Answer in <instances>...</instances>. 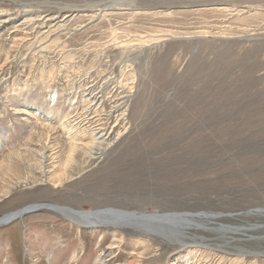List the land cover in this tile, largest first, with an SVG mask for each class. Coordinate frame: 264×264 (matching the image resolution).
Listing matches in <instances>:
<instances>
[{
    "label": "rangeland",
    "instance_id": "374dc122",
    "mask_svg": "<svg viewBox=\"0 0 264 264\" xmlns=\"http://www.w3.org/2000/svg\"><path fill=\"white\" fill-rule=\"evenodd\" d=\"M51 106L52 121L18 113ZM64 119L110 146L71 164ZM35 204L200 212L233 230L179 243ZM257 209L264 0H0V218L19 213L0 225V264H264Z\"/></svg>",
    "mask_w": 264,
    "mask_h": 264
},
{
    "label": "bare ground",
    "instance_id": "6f19581e",
    "mask_svg": "<svg viewBox=\"0 0 264 264\" xmlns=\"http://www.w3.org/2000/svg\"><path fill=\"white\" fill-rule=\"evenodd\" d=\"M57 95V93L55 94ZM58 96V95H57ZM57 102V98L53 97V105ZM18 113L26 114L29 116H43L47 121H52L55 117L56 107L51 106L45 114L42 113L40 109L28 110L25 108H19ZM66 115H64L65 117ZM79 123V122H78ZM63 128L66 130L67 136L70 140V155L68 158L69 162H72L75 159V154L84 153L88 159L89 158H98L109 146L110 142H106L103 135L99 133V131H94L88 128H82L75 126V124L70 123L67 119L62 121ZM86 126V125H85ZM89 135V136H87ZM87 137H90V140L86 142ZM85 140V141H84ZM69 143V144H70ZM40 155V163L42 167L45 165V161L47 159V155L45 152L39 153ZM77 158V157H76ZM68 162V163H69ZM70 163L67 165L69 166ZM68 168V167H67ZM71 168V166H70ZM42 175H46L45 169L42 171ZM40 206H44L42 204H35L33 207L39 208ZM44 207L58 211L59 213L65 215L72 223L77 224L78 226L87 227L90 230L95 229V227H110V226H133L137 229H140L142 232L157 234L165 237L170 241H176L180 243V239L182 236H188L190 231L196 229V227L201 226L206 230L211 228L214 229H222V231L233 230L230 229L227 225H216V224H208L205 218H210L216 216L215 214H200V213H188L185 212L182 214L166 215L165 218L161 219L158 217H153L150 219L146 218L141 219L143 214H134V212L115 209V208H106L104 210L99 211H90L84 212L81 210L71 209L65 206H57V205H45ZM32 208V206H29ZM19 213H14L7 215L3 218H0V225L7 223L10 219H16ZM174 215V216H173ZM148 217L149 215H145ZM149 218V217H148ZM160 219V220H159ZM212 220V218H211ZM11 221V220H10ZM215 222L216 221H212ZM123 223V225L121 224ZM191 252V251H189ZM192 252L194 250L192 249ZM106 262V260H105ZM104 261L101 264H105Z\"/></svg>",
    "mask_w": 264,
    "mask_h": 264
},
{
    "label": "water",
    "instance_id": "95a60500",
    "mask_svg": "<svg viewBox=\"0 0 264 264\" xmlns=\"http://www.w3.org/2000/svg\"><path fill=\"white\" fill-rule=\"evenodd\" d=\"M106 209V208H105ZM100 210H104V209H100ZM260 211V210H263L264 211V209H257L256 211ZM96 211H99V210H96ZM84 212H90V211H84ZM131 212H134V211H131ZM139 213H141V214H143V216L141 217V219H144L145 221H146V218L147 219H150V218H155V217H158V218H161V219H163V218H165V216L168 214H170V215H172L173 213H174V215L177 213V214H182V215H184L185 214V212H163V213H158V212H156V213H147V212H134V214L136 215V214H139ZM200 213V212H199ZM145 215H149L148 217H146ZM173 215V216H174ZM215 217V216H214ZM14 219V218H13ZM13 219H10V220H13ZM9 220V221H10ZM160 220V219H159ZM9 221H7V222H9ZM6 223V222H5Z\"/></svg>",
    "mask_w": 264,
    "mask_h": 264
}]
</instances>
